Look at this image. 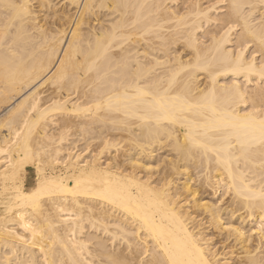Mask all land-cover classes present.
Instances as JSON below:
<instances>
[{"label":"bare ground","instance_id":"obj_1","mask_svg":"<svg viewBox=\"0 0 264 264\" xmlns=\"http://www.w3.org/2000/svg\"><path fill=\"white\" fill-rule=\"evenodd\" d=\"M0 180V264H264V0H0Z\"/></svg>","mask_w":264,"mask_h":264},{"label":"rangeland","instance_id":"obj_2","mask_svg":"<svg viewBox=\"0 0 264 264\" xmlns=\"http://www.w3.org/2000/svg\"><path fill=\"white\" fill-rule=\"evenodd\" d=\"M90 150V149H89ZM168 149H164L163 151L162 150H160V151H158V152H156V154L155 155H157L158 156V159H157V157L155 158V159H153V160H148V159H146V158H143L144 160H145V162L142 160L141 161V163H147L146 161H149L153 166H154V170H155V172H154V178L156 179V178H158L159 177V174L158 173H160L161 171H162V169L165 167L164 166V164L162 163V161H165V162H168L169 160H171L172 158H173V156H172V154H168ZM165 153H167V154H165ZM116 153H113L112 155H115ZM118 154V153H117ZM164 155V156H163ZM160 156V157H159ZM165 157H168V158H165ZM172 157V158H171ZM108 158V156H104V158L103 159H105V160H102V163H105V161H106V159ZM170 158V159H169ZM169 159V160H168ZM158 160V161H157ZM160 160H162L161 162H160ZM168 160V161H167ZM153 161H154V164H153ZM156 163V164H155ZM157 164H158V166H157ZM162 167H161V166ZM153 166H152V168H153ZM157 166V167H156ZM161 167V168H160ZM62 169V168H61ZM156 169H158V170H156ZM160 169V170H159ZM64 171V172H63ZM62 172L65 174L64 176H67L68 178H71V174L68 172V173H65L66 171L65 170H63ZM157 172V174H155ZM56 175H62V173H60V172H57L56 173ZM157 175V176H156ZM37 177L35 176V179H36ZM40 182V181H39ZM181 182V183H180ZM180 183V185L182 184V180L181 181H179L177 184H179ZM27 184V183H26ZM193 184H195V182L193 183ZM3 185H4V183H3V181H1L0 180V218L1 217H3V216H5V215H8V214H11V213H13V212H15V211H17L19 208H16V207H14V203L15 202H17L18 201V198H19V195H17V194H11L10 192H4L3 190H2V188H3ZM205 195V196H204ZM208 195V196H207ZM205 197V199H204V197ZM212 196H214L213 194H212V190L211 189H209V191H207V192H200V198H202V199H204V202H206V201H210L211 199H214L215 198V200L216 199H218V196L217 195H215V197H212ZM208 198V199H207ZM226 199V198H225ZM223 204V203H222ZM5 210V211H4ZM4 212V214H2ZM1 214H2V216H1ZM220 239V238H219ZM219 239H215V243H217V241L219 240ZM224 242V241H223ZM228 241H225L224 243H227ZM230 242V243H229ZM228 242V244H231L232 242L231 241H229ZM222 244L223 246H221V244L220 243H218L217 244V247L220 249L221 248V250H222V248L223 247H225V246H227V244ZM225 245V246H224ZM233 244H231V246H232Z\"/></svg>","mask_w":264,"mask_h":264},{"label":"crops","instance_id":"obj_3","mask_svg":"<svg viewBox=\"0 0 264 264\" xmlns=\"http://www.w3.org/2000/svg\"><path fill=\"white\" fill-rule=\"evenodd\" d=\"M4 211H5V210H4ZM2 214H4V212H3ZM2 214H1V216H2Z\"/></svg>","mask_w":264,"mask_h":264}]
</instances>
